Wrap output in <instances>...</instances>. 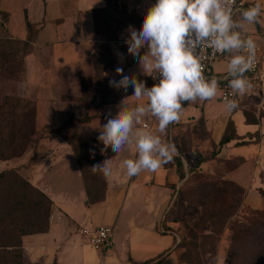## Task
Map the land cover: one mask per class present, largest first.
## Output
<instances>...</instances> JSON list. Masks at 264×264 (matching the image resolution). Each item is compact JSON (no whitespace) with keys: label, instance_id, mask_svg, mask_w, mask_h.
Listing matches in <instances>:
<instances>
[{"label":"crops","instance_id":"crops-1","mask_svg":"<svg viewBox=\"0 0 264 264\" xmlns=\"http://www.w3.org/2000/svg\"><path fill=\"white\" fill-rule=\"evenodd\" d=\"M244 2L247 8L255 0ZM101 5L100 0H34L33 8L28 3L29 7L24 10L23 32L11 31V7L8 8L6 3L7 8H0L7 14V21L4 24L0 22V38L8 36L26 40V16L33 24L41 25L33 49L24 57L25 92L20 93L23 97L32 96L35 99L37 134L33 136L26 153L0 159V172L18 170L53 202L47 231L22 237V264H152L156 260H160L159 264H180L177 224L191 223L198 218L201 210L196 212L193 207H187L189 209L186 210L194 213L190 221L178 216L175 208L178 201L174 197L177 192L179 194L184 180L179 177L176 158L180 156L181 132L200 119L205 120L209 135L205 141L211 145L220 143L230 120L235 124L238 137L219 146L217 157L240 161L225 170L224 176L241 185L264 184L261 180L264 168V15L260 18L261 22L251 26L247 33L262 47L263 80L252 84L245 95L237 97L238 107L232 111L226 110L221 97L216 103L209 99L184 104L181 120L170 124L163 136L177 146L172 161L163 163L155 172H141L138 176L129 177L122 162L135 159V146L125 147L116 154L110 147L104 150L98 137L107 122L109 110L115 115L119 110L117 106L125 98L129 107L146 103V98L137 101L131 97L134 93L131 87L126 90L113 87L111 91H106L109 87H105L93 93V101L97 98V102H87L79 82V77L92 72V56L101 44L97 40L94 20V10ZM110 48L115 62L112 67L103 69V78L110 76L111 80H119L121 77L115 69L122 67L124 74H138L148 87L153 85L152 76L139 74L136 59L127 63L125 56L123 60L118 57L117 53H122L118 42H111ZM227 58L225 53L212 65L211 76L226 75ZM247 111L250 112L249 117ZM85 117L88 120L76 122L66 131L58 132L63 124ZM144 123L159 134L158 121L154 117L145 116L138 127L143 128ZM66 134L79 142L96 140V145L104 152V160L111 161L112 174L106 177L102 200L88 201L82 168ZM200 160L192 154L189 159H183L186 172V164L189 170V166L197 165ZM209 160L201 167H210L215 158L211 162ZM60 163L61 172L54 177H44L43 172L53 170ZM252 193L250 189L249 197ZM82 224L91 227L115 226L114 247L107 253L94 249L80 231ZM161 226L170 232H162Z\"/></svg>","mask_w":264,"mask_h":264},{"label":"clouds","instance_id":"clouds-1","mask_svg":"<svg viewBox=\"0 0 264 264\" xmlns=\"http://www.w3.org/2000/svg\"><path fill=\"white\" fill-rule=\"evenodd\" d=\"M262 15L264 0H255L247 8L236 7V0H156L144 14L141 27L126 30L124 42L128 54L137 60L139 74L159 78L148 87L138 74L126 75L122 67H117L116 74L121 78L109 82L117 90L133 88L131 97L137 101L146 98V103L134 107H129L125 98L115 115L109 110L98 137L104 150L110 147L116 154L135 146V159L122 162L127 176L155 172L172 161L177 146L163 138L169 125L181 120L184 104L216 97L217 77L204 74L206 47L213 53L227 54L224 79L232 95L225 97V107L228 111L238 107L237 97L252 87L245 74L252 70L256 58V42L247 33L261 22ZM117 55L123 60L124 53ZM148 115L158 121L159 134L146 126L138 127ZM92 168L106 177L112 174L109 159ZM216 264H224V260L217 257Z\"/></svg>","mask_w":264,"mask_h":264},{"label":"trees","instance_id":"trees-1","mask_svg":"<svg viewBox=\"0 0 264 264\" xmlns=\"http://www.w3.org/2000/svg\"><path fill=\"white\" fill-rule=\"evenodd\" d=\"M99 11L94 10L96 30ZM26 26L28 30L26 40L8 38L5 40L8 43L20 44L22 41L25 47H31L41 25L33 24L26 16ZM2 41L0 38V42ZM94 58L93 54L92 59ZM6 105L4 103L0 111L3 115L0 123V159L12 157L5 151L9 144L8 139L4 137L6 127L2 122L13 115L12 110ZM84 120H88V117L75 121ZM66 126L67 124H63L58 132L64 131ZM237 137L235 124L230 120L219 146L222 147ZM67 139L72 144L81 165L88 201L93 203L102 200L107 185L106 176L99 170L94 171L92 167L104 161V152L96 145V140L79 142L69 135ZM179 153L180 156L176 158L177 170L181 181H185L179 189L177 198L181 192H185V199L201 208L197 219L183 224L181 228L179 225L176 229L182 237L177 248L184 250L181 258L179 257L180 264H216L217 244L221 234L227 229L231 232L227 264H264V210H254L247 216L240 215L246 197L245 188L235 181L224 177L214 178L201 172V164L207 160L206 158H201L195 166H189L187 173L183 162V159H187L184 149ZM217 154L212 153L210 158H216ZM52 204V200L21 176L18 170L0 172V264H22V237L47 231ZM241 216L243 219H238ZM208 255L210 259L206 263L203 258ZM235 261L238 263H234ZM159 262L160 260H156L152 264Z\"/></svg>","mask_w":264,"mask_h":264},{"label":"rangeland","instance_id":"rangeland-1","mask_svg":"<svg viewBox=\"0 0 264 264\" xmlns=\"http://www.w3.org/2000/svg\"><path fill=\"white\" fill-rule=\"evenodd\" d=\"M100 1L102 5L98 8L100 11L97 13L96 32L97 40L101 42V44L97 47V50L94 53V60L92 59V72L90 74H87L86 76H82L81 78L79 77V82L83 90V97L86 98L87 102H97V98L93 101V93L95 91L100 92L101 88L109 87L106 91H109V89L110 91L113 90V87H111L109 83V81L111 80L110 76L107 78L102 77L103 69L112 67L115 62L114 53L110 48L111 42H118L122 53H124L125 58H127V63L133 62L135 60V58L129 55L127 52V46L124 42V38L127 36L126 30L130 26L140 28L143 23L144 14L146 13L148 7L156 2V0ZM6 3L8 5V8L11 7L12 11L10 25L11 31L17 30L23 32L24 10L28 6V3L31 7L34 3V0H0V8H7ZM5 21H7V16L0 10V22L4 24ZM5 38L11 40L14 39L8 36H4L1 37L3 41L0 42V111L1 107L4 105V103H6L7 108L12 110L13 112V115L10 117V119L2 122V124L6 127L4 137L8 139L9 144V146L6 147L5 151L7 155H11L13 157L18 155L20 156L26 153V151L29 149V146L31 145L33 136L37 134V129L35 126V99L32 96L23 97L20 94L25 92V90L23 89V80L25 74L23 57L27 52L33 49V44L31 45V47H25L22 41L21 44L14 42L8 43ZM217 62H215L214 64H216ZM218 69H220V67ZM213 74H215V70ZM123 94L124 92L120 95L122 96ZM99 95L100 97H103L102 93H100ZM219 97H221L220 89L218 90L216 97L212 98V101H214L215 103L219 102ZM247 115L249 117V111H247ZM2 118L3 115L0 113V123L2 121ZM75 122V120H72L69 124H67L65 131L71 128L73 124H75ZM66 135L68 136L69 134ZM195 136H197L196 139L194 138ZM208 136L209 135L205 128L204 119H200L199 121L195 122L192 127L188 126L183 132H181V149H184L188 159L190 154H192L198 156L200 159L206 158L212 160V158H210L211 154L214 152L219 153V144L211 145L209 142L205 141L207 140ZM257 140H259V137H257ZM239 161L240 160L237 158L223 159L216 156L215 160H212V162L210 161V167H200V171L205 175H211L214 178H226L224 176L225 170L228 171L229 169L233 168L238 164ZM61 171L62 169L60 163V165L56 164L53 170L43 172V175L45 178H50L56 176ZM261 180L264 183V168L261 173ZM191 184L192 182L189 185ZM241 186L246 190V197L239 214L242 216H247L254 210H264V184ZM250 189H252L253 193L249 197ZM184 193L185 192H181L179 198H177L178 202L175 208L177 209V213L180 218L186 221H190L194 217V213L191 210H186L189 209L187 207H193L194 209H196V212L198 211V209L201 210V208L200 206L186 200ZM190 204L193 206H191ZM242 216L238 219H243ZM185 223L190 222H180L177 225H180L181 228ZM169 232L170 231H167V233ZM181 239L182 237H180V241ZM217 245V257L223 259L224 264H227L228 251L231 246V232L229 229L221 234L220 240ZM178 251L179 257L181 258L184 250L182 248H179ZM203 259L206 263H208L210 255L204 257ZM234 263H238V261H235Z\"/></svg>","mask_w":264,"mask_h":264},{"label":"built area","instance_id":"built-area-1","mask_svg":"<svg viewBox=\"0 0 264 264\" xmlns=\"http://www.w3.org/2000/svg\"><path fill=\"white\" fill-rule=\"evenodd\" d=\"M236 7L245 8L244 0H236ZM253 39V38H252ZM254 40V39H253ZM255 41V40H254ZM256 42V41H255ZM256 58L252 70L248 71L245 75L251 82V84L258 83L263 80V75L261 72V61H262V47L256 42ZM225 53H213L212 49L205 48L203 51L204 56V74L206 76H211L212 65L221 59ZM155 76V73H153ZM219 81V89L221 90V100L225 102V97H231L232 91L228 87V80L224 79L225 75L216 76ZM159 78L154 79L152 77V83H158ZM148 127V123H144L143 127ZM162 232H167V230L161 226ZM80 231L87 242L97 251L102 253H107L110 251L115 244V231L116 227L113 225L97 226L91 227L87 224H82Z\"/></svg>","mask_w":264,"mask_h":264},{"label":"water","instance_id":"water-1","mask_svg":"<svg viewBox=\"0 0 264 264\" xmlns=\"http://www.w3.org/2000/svg\"><path fill=\"white\" fill-rule=\"evenodd\" d=\"M186 169H187V172H188V165L187 164H186ZM177 195H178V192H177L176 196L174 197V199L177 197Z\"/></svg>","mask_w":264,"mask_h":264}]
</instances>
